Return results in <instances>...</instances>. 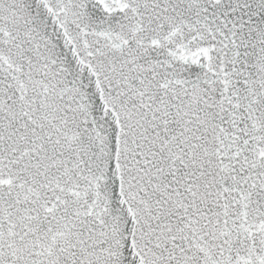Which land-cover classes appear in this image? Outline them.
Here are the masks:
<instances>
[{
  "label": "snow or ice",
  "instance_id": "snow-or-ice-1",
  "mask_svg": "<svg viewBox=\"0 0 264 264\" xmlns=\"http://www.w3.org/2000/svg\"><path fill=\"white\" fill-rule=\"evenodd\" d=\"M0 264H264V0H0Z\"/></svg>",
  "mask_w": 264,
  "mask_h": 264
}]
</instances>
